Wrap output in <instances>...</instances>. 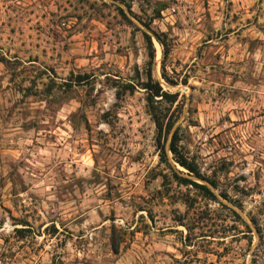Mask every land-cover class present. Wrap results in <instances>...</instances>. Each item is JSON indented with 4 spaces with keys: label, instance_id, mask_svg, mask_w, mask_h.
Here are the masks:
<instances>
[{
    "label": "rangeland",
    "instance_id": "obj_1",
    "mask_svg": "<svg viewBox=\"0 0 264 264\" xmlns=\"http://www.w3.org/2000/svg\"><path fill=\"white\" fill-rule=\"evenodd\" d=\"M0 59V264H264V0H0Z\"/></svg>",
    "mask_w": 264,
    "mask_h": 264
},
{
    "label": "trees",
    "instance_id": "obj_2",
    "mask_svg": "<svg viewBox=\"0 0 264 264\" xmlns=\"http://www.w3.org/2000/svg\"><path fill=\"white\" fill-rule=\"evenodd\" d=\"M119 1H122V0H119ZM120 13L122 14L123 17L126 18L122 9H120ZM158 15H159V13H158ZM155 37H156L157 41L159 42V44L162 46V50H163L162 54H163V59H164L168 53V50L166 49V46L163 43V41H161L159 39V37H157V36H155ZM144 39H145V44H146V49H147L148 66L149 67L146 71V82L143 83V86H144L143 88H145V90L148 92L147 103H148L150 115H151V117L155 123V127L157 130V138H156L157 146L162 151L159 154V156H160L161 161H165L166 158H165L164 144H162V143L166 140L167 135L170 131V128H171L173 122H172V120L165 121L166 115L164 113H162V111L160 109H158V107L155 105V103L158 100L168 102V103H172L176 100L177 94H172V93H169L167 91H164L157 81H153L152 76H151L150 66L152 65L153 60H154L155 49H154L150 35H148L147 33H144ZM0 61H2V60L0 59ZM161 69H162L163 78L168 82V79H167L166 73H165L164 64H162ZM156 97H160V99L156 100L155 99ZM179 141H180V137L178 134V128H176L175 131L173 132L172 136H171V139H170V142L168 145V150L172 154L173 161H175L179 166L186 169L188 171L187 174L193 175L195 177H198V178L205 180L206 178L200 174L196 163L193 160H189L183 154V152L181 151V146L179 145ZM168 167L170 168L172 174L177 179H179L181 182L192 184L193 186L210 193L209 189L205 185L198 184L195 181H192V180L184 178V177H180L174 171L173 166L171 167L169 165ZM212 184H214V183H212ZM112 250H113V252H118V243L117 242L113 241Z\"/></svg>",
    "mask_w": 264,
    "mask_h": 264
}]
</instances>
